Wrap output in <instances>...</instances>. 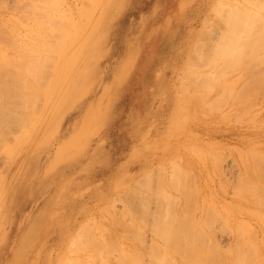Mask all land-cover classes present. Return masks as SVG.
<instances>
[{"label": "rangeland", "instance_id": "rangeland-1", "mask_svg": "<svg viewBox=\"0 0 264 264\" xmlns=\"http://www.w3.org/2000/svg\"><path fill=\"white\" fill-rule=\"evenodd\" d=\"M119 1L0 0V53L6 52L9 54L8 59H12L11 62L8 61L9 65L5 63L9 66L8 69L13 68L15 74L18 72L21 75L24 72L22 66L25 68L21 62L22 58L30 60L39 59V56L48 57L46 49L48 46L51 45L50 48L53 50H58L57 46H60L59 56L56 57L57 52L54 54L58 62L54 64L52 70L49 69L48 76H44L47 83L46 97L40 98L42 102H39L34 110L38 113L33 111L28 117L27 121H31L25 123L28 127L17 122L16 125L21 124V129L14 122L16 127L11 128L19 131L11 132V129L2 131L0 128V138L3 136L0 141L3 148H0V160L5 155L0 163V264H105L112 251L114 254L112 252L113 255L110 256L112 261L109 263H129V259H126L127 254L124 252L126 258L120 254L121 251L118 249L120 246L110 249V241L112 245L118 241L122 243L123 249L129 248L132 252L136 249V254L140 252L138 257L143 253L147 261L145 258L142 260L147 264H155L157 260L153 261L152 257H155L154 259L159 257L161 261L160 256L163 254L167 255L165 258L171 256L177 262L183 260L180 256L182 250L179 249L177 254L173 249L166 248L171 246L172 241L177 242L175 245L182 246L184 252L187 249L189 251L194 249L195 252H188L193 255L199 251V255L210 251L207 249L210 242L207 237L205 238L208 243L205 244L206 250L203 252L205 245L203 248L200 246L206 241L201 243L202 240L198 236L194 238H199L197 240L198 242L200 240V246L197 240H193V235H190L192 239L189 236L188 240L196 242L190 247L191 241L183 238L182 241H185L183 244L176 237L173 238L175 234L178 235L177 232L173 231L171 234V239H174L172 241L155 235L151 227H155L154 224L160 219L175 217L173 214L180 212L181 208L188 211V218L182 220L175 217L172 223L177 220L175 223L178 226L189 219L188 227L192 228L189 217H193L195 221L192 222L198 221L200 227L195 226V230L193 229L195 233L198 231L197 227L211 239V255L214 257L213 253L217 251V246L219 250L221 247L224 249V254L222 248L219 251L223 254H220V258L215 253L218 259L223 256L224 260L225 255L223 263H234V259L241 257L243 261V256L250 260L248 258L250 255H247L250 253L247 250L249 247L244 245L239 249L236 241L238 242L237 238L242 233L240 230H246V225L244 226L246 221H251L253 226L256 224L259 243L255 244L259 245L260 249L257 257L264 262V223L258 218L260 216L258 212L264 211V205H260L253 198L250 200L245 193L244 200L237 194L239 189L247 187L264 190V180L259 177V173L264 172V87L252 91L245 89L250 77L246 75L242 77L241 70L224 68L222 70L218 67L220 64L216 63L217 60H211L213 54L206 57L203 54L202 58L200 55L202 53L197 49L202 44H209L207 41L209 33L204 32L206 34L203 33L201 40L204 42L207 39V44L204 42L199 46L195 43L196 39L201 37L199 34L204 30V20L207 17L212 22L213 19L216 22L220 20L217 24L225 25V29L230 26L225 21L226 16L222 14H227L231 5L221 14L213 10L218 0H126L122 9H115L114 5ZM105 15L108 20L101 24L103 28L111 18L113 20L108 25L104 40L100 44L101 53L96 63L90 67L95 69L94 75L89 77L92 82L89 87L88 83L84 82V87L80 88L81 96L67 108L66 113L59 119L60 123L55 126L53 134H47L45 127L51 123L50 117L58 115V112L52 113L51 106L62 91L79 89L81 82L76 86L75 80H78L80 75L85 76L84 65L76 66L69 61L71 52L74 48L82 47L83 38L92 28H96L94 32L97 31V35L99 34L97 24ZM216 22L213 23L216 25ZM213 23L207 27L208 31L214 26ZM5 26L10 29L9 33L12 31L11 35H15L13 38L21 34L18 37L20 39L25 35L28 41L24 37L21 40H26L24 43L29 45V48L19 46L14 52L13 49L16 47L10 45L4 35L8 34ZM217 29L214 30L213 27L210 32L214 30L217 33L219 32ZM27 30L36 33L34 46L26 36ZM213 33L210 35H215ZM211 41V45L214 41L216 43L215 39L212 43ZM194 46L198 52L194 54L195 56ZM24 48L30 52L34 49L33 54ZM152 52H155L154 57L151 56ZM206 52L212 53L210 49ZM191 57L194 62L201 57L195 65L193 62V71L190 70ZM3 60L7 62L5 57ZM76 68L79 71H76ZM199 80L205 85H208L209 81L212 82V88L197 89L200 85ZM160 85H166L167 90L161 89ZM181 85L182 89L186 88L185 91L181 89ZM236 86L237 89L232 88ZM191 98L194 100L188 102ZM170 118L176 119V128L170 122ZM89 126L94 128L90 129ZM4 130L10 133L4 136ZM83 130L87 132L85 151L76 157L73 147V150L65 151L64 158L57 159L58 150ZM137 130L138 135L135 136L134 132ZM13 132H16L14 137ZM10 138L14 140L7 141ZM5 139L4 143L8 142L7 144L2 142ZM18 144L21 145L16 147ZM7 147L12 149L8 150ZM254 151L258 156L248 155ZM55 161L57 163L52 167ZM93 164L94 167L89 172L87 167ZM160 168L166 172L163 174ZM177 168L181 174H175L178 178L176 180L169 175V171L173 174V170ZM157 169L161 170L165 180L162 174L160 180L158 176L155 177L159 173L152 170ZM152 172L155 174L148 177L149 182L152 179V190L149 188L150 193L145 198L146 201H142V191L134 192L138 189L135 184L144 187L145 181L140 178H144L142 175L145 173ZM90 175L93 177L92 182L80 186ZM157 179L163 181L158 183ZM169 179L175 182L172 187L168 184ZM154 183L155 186L152 187ZM143 187H139L140 190ZM188 189L193 190V199L199 196L195 202L188 196L191 194ZM183 191L189 194L186 195ZM103 195L108 197L102 199ZM188 198L193 200L190 201L191 204L188 203ZM49 201L66 207L63 208V217L56 224L51 221L52 216L48 214ZM174 203L181 204V208L173 212ZM195 204L199 206L196 209ZM190 205L194 212L188 209ZM210 205H213L212 209L216 206L213 210L219 209L221 212L217 215L212 213V210L208 209ZM224 206L225 209H222ZM207 210L208 213H212V216H209L213 220L209 219V216L205 217ZM45 214L48 217H45ZM121 214L126 221H132L135 228L126 221L122 222ZM119 215L120 221L116 219ZM206 219L210 222L212 220V225L209 220L205 223ZM119 222L124 223L125 228ZM127 224L133 230L136 229L135 233ZM207 224L209 227L212 226V229H209ZM87 225L88 232L79 237L80 229L87 228ZM240 225L244 226L243 229L239 227ZM237 226L241 228L238 232ZM106 229L114 231L111 233L119 237L111 235ZM202 229L205 231H201ZM170 231L171 229L166 227L164 232ZM191 233L195 235L193 231ZM111 238L112 240H109ZM118 238L119 240L113 241ZM162 239L167 240V243ZM95 242L97 247H93ZM118 242L115 245L119 244ZM154 243L164 251L161 253L159 251L160 256H153V252L150 257L148 253ZM143 244L150 248L145 250ZM184 246L190 249L188 247L185 249ZM234 247H238V251H235ZM233 250L243 255L239 254L240 256L237 255V258L233 259L235 256ZM135 253L131 254L135 257L137 256ZM207 254L210 255V252ZM131 257L132 260L129 258L132 264L136 257L134 259ZM171 258L168 261H171ZM165 260L163 259L164 262ZM173 260L171 262H174ZM136 262L138 261L135 260ZM221 262L222 260L219 264Z\"/></svg>", "mask_w": 264, "mask_h": 264}, {"label": "bare ground", "instance_id": "bare-ground-1", "mask_svg": "<svg viewBox=\"0 0 264 264\" xmlns=\"http://www.w3.org/2000/svg\"><path fill=\"white\" fill-rule=\"evenodd\" d=\"M124 1H126V0H120L119 2H117L114 6H116V7H114L115 9H122V6H123V4H124ZM231 1L232 0H218L215 4H214V6H213V10L214 11H218V12H220L221 14H222V11L223 10H225V9H227L230 5V7H229V12L227 13V14H222L223 16H226L225 18H226V20L225 21H227V23L230 25V26H228V28L227 29H225L224 27H225V25L224 26H220L219 24H217V22H219L220 20H218L217 22H216V20L214 21V19H213V22H216V25H218V26H216L212 21H211V19L209 18V17H207L205 20H204V26H203V29L204 30H202L201 31V33L199 34V35H201V37H198L197 39H196V44H198L199 46L202 44V43H206V40L207 39H205V41L203 42V41H201L202 40V36H204L203 35V33L204 32H206V33H209V35H208V40L207 41H209V44L208 45H205V44H202V45H205V46H202L201 45V47H199L198 49L196 48L197 46H196V44H195V46H194V48H195V51H194V53H193V55L195 54V53H198V52H200V53H202V54H200L201 55V57L203 58V54L205 55V57H206V55H210V56H212V54H213V57L211 58V60L213 59V61L214 60H217L216 61V63H219L220 64V66H218L219 68H221L222 70H223V68L224 69H233V70H235V69H238V71L239 70H241V75H242V77L243 76H248V77H250V80L248 81V83L246 84V87H245V89L247 88V89H249V90H255L256 88H263L264 87V0H237V2H235V0L233 1V3L231 4ZM228 10V9H227ZM211 12V11H210ZM216 14V13H215ZM208 16H210V14L208 15ZM112 17H114V14H112ZM211 17V16H210ZM215 17H216V15H215ZM212 18H214V17H212ZM216 19V18H215ZM106 20H108V17L105 15L103 18H102V20L97 24V26H98V31H99V34L97 35V31L96 32H94L95 31V29L96 28H92L89 32H87V34L85 35L86 37L85 38H83L84 40H83V42L81 43V45H82V47H81V49H80V47H77V48H74L73 49V51L71 52V56H70V58H69V56H68V58H69V61L70 62H72L74 65H76V64H82V65H84L85 66V69L83 70V71H85V76L83 77V76H79V78H78V80H75L77 83H76V86H78L79 84H80V82H81V85H80V87H79V89H77L76 90V88L74 89V90H69V89H66V90H64V91H62L60 94H59V96H58V94H57V96H58V98L56 99V101L55 102H57L56 103V105L54 106V103H53V105L51 106V111H52V113L53 112H58V115H55L53 118L52 117H50L51 118V120H50V122L51 123H48V125L45 127V129L47 130V134H50V135H52L53 133L52 132H54L56 129H54L55 128V126H57L59 123H60V118L62 117V115L63 114H65L66 113V110H67V108L68 107H70L73 103H74V101L77 99V97L78 96H81V93H80V88L81 87H84V82H86V84H87V87H89L90 86V83L92 82V80H90L89 79V77H90V75H94V71H95V69L94 68H91L90 69V67L94 64V63H96V61H97V58H98V56H99V54L101 53V48H100V44H101V42L104 40L103 38L105 37V34H106V31H107V27H108V25L111 23V21L113 20L112 18L108 21V23L105 25V27L103 28V25H101L103 22H106ZM222 21V20H221ZM224 21V20H223ZM222 21V22H223ZM223 22V23H225L226 24V22ZM212 23H213V27H214V30L215 29H217L219 32H214V30H212L214 33H215V35H213V36H211L212 35V33L210 32L211 30L210 29H212V28H209V31L207 30V27L208 26H212ZM223 23H222V25H223ZM211 24V25H210ZM101 25V26H100ZM3 26V25H2ZM0 27H1V24H0ZM4 28V27H3ZM5 28H7V33L8 34H4V35H6V37H7V42L8 43H10V45H13L14 47H16V48H14L13 46H11V48L14 50V52H15V50H17V47H28L29 48V45H27V44H25L24 42H26V38H25V35H23V37L26 39H24L25 41H22L21 40V38H23V37H21L20 39H18V37L21 35V34H19V36L17 37V38H13L12 36L14 35H11L12 34V31H11V33H9L10 31V29L8 28V27H6L5 26ZM102 29H103V31H102ZM206 29V30H205ZM4 30V29H3ZM2 30V31H3ZM1 31V30H0ZM13 31H15V29L13 30ZM4 32V31H3ZM94 32V33H93ZM102 32V33H101ZM6 33V32H5ZM23 33V32H22ZM26 33V36L27 37H29L30 38V40H31V43H32V45L33 44H35V40H36V33L34 32V31H28L27 30V32H25ZM206 33H204V34H206ZM213 33V34H214ZM1 34H3V33H1ZM211 34V35H210ZM15 36V35H14ZM16 36H17V34H16ZM211 36V37H210ZM5 38V37H4ZM101 38V39H100ZM213 41L214 39L216 40V43H215V41H214V44L212 43V41L210 40V39ZM6 39V38H5ZM199 40V41H198ZM28 41V40H27ZM71 41H73V39L71 40ZM198 41V42H197ZM210 41H211V43H212V45L210 44ZM6 42V43H7ZM30 42V41H29ZM46 42V41H45ZM201 42V43H200ZM5 43V44H6ZM7 43V44H8ZM28 43V42H27ZM31 43H30V45H31ZM47 43V42H46ZM200 43V44H199ZM52 44V43H51ZM207 44V43H206ZM9 45V44H8ZM32 45H31V48H33L32 47ZM34 46V45H33ZM51 46V45H50ZM50 46H48V48H46L47 50H48V57H42V56H39V59H30V60H28V59H23L22 58V64H24L25 65V68L22 66V69H24V72H25V74H24V72L23 71H21V72H23V74H21L20 75V73H16L15 74V70L12 68L13 67V65H12V69L11 70H13V71H11L10 70V68L8 69V65H9V63H8V61L9 62H11V60L12 59H8V57L7 56H9V54L8 53H6V52H4V51H2V53L4 52V53H6L5 55H4V53L3 54H1L0 53V128H1V130L3 131V129H6V131H7V129H11V132L12 131H17V130H14L13 128H11V126H15L16 124H17V122L18 123H24V124H22V126H24V125H26L27 126V124L29 123V122H31V121H27V119H28V117H30V115L31 114H33V111L37 108V106H38V104H39V102L41 103L42 101H40V98H42V99H44V96L46 97V86H47V83H46V79H45V77H47L48 76V74H49V69H51L52 70V68H53V66H54V64L55 63H57L56 62V57H57V55L58 54H60V52H59V47L60 46H57V48H58V50L56 49V50H53L52 48H50ZM52 47V46H51ZM202 47H204V48H202ZM6 48V47H5ZM26 48H24V49H26ZM45 48V47H44ZM43 48V49H44ZM55 48H56V46H55ZM201 48V49H200ZM196 49L197 50H199L198 52L196 51ZM204 49V50H203ZM207 49H210V51L212 52V53H207L206 52V50ZM27 50V52L29 51V53L31 54L32 53V51L34 50V49H32L31 50V52H30V50H28V49H26ZM25 50V51H26ZM51 50V51H50ZM83 50V51H82ZM201 50H203V52H201ZM7 51V50H6ZM54 51V53H52L51 54V52H53ZM260 51H263L262 53L260 52ZM8 52V51H7ZM46 52V51H45ZM44 52V53H45ZM55 52H57V54H55ZM17 53H18V51H17ZM47 53V52H46ZM50 53V54H49ZM153 54H151V56L152 57H154V53L155 52H152ZM12 54V53H11ZM33 54V53H32ZM56 55V57H55V55ZM17 55V54H16ZM19 55V54H18ZM47 55V54H46ZM53 55H54V57H53ZM198 56H200L199 54H197ZM20 56V55H19ZM32 56V55H31ZM59 56V55H58ZM192 56V55H191ZM195 56V55H194ZM4 57L6 58V60H7V62L5 61V62H3L4 60ZM16 57V56H15ZM33 57V56H32ZM201 57H199V59L201 58ZM208 57V56H207ZM20 58V57H19ZM67 58V59H68ZM192 58L193 57H191V62H192V65H191V67H190V70L192 69V71H193V68H192V66L194 67V65L198 62V60H195V62H194V60L192 61ZM247 58H249V59H247ZM41 59V60H40ZM205 60H206V58H204ZM203 59V60H204ZM14 60H16V59H14ZM204 60V61H205ZM209 60V59H208ZM18 61V60H17ZM17 61H16V63H17ZM19 63H20V61H18ZM69 62V63H70ZM193 62H194V65H193ZM207 62V61H206ZM5 63H7L8 65V67L6 66V64ZM11 64V63H10ZM77 66V65H76ZM197 67V66H196ZM231 67V68H230ZM16 69H17V67H16ZM19 70H20V68H18ZM83 69V68H82ZM130 68H128V70H129ZM194 69H196V68H194ZM221 69H220V71H221ZM10 70V71H9ZM18 70V71H19ZM51 70H50V72H51ZM76 71H79L78 70V68H76L75 69ZM196 73H198V71L196 72ZM219 73V72H218ZM195 74V72L193 73V76H195L194 75ZM45 76V77H44ZM94 77V76H93ZM245 78V77H244ZM82 80H83V82H82ZM202 80H199V86L197 87V89H210V88H212V82H210V84H209V82H208V85H210V87L206 84H204L203 82H201ZM39 86H41V88L39 87ZM161 87V89H163V90H167V88H166V85H160ZM182 86V85H181ZM185 87V86H184ZM38 88V89H37ZM85 88H86V86H85ZM183 88V86L181 87V89ZM233 89H237V86L236 87H232ZM184 89H186V88H184ZM184 89H182V90H184ZM36 90V91H35ZM185 91V90H184ZM194 99L193 98H191L190 100L188 99V102H190V101H193ZM51 102H53V101H51ZM51 105V104H50ZM21 111H23V113H21ZM32 112V113H31ZM34 112H36V113H38L37 111H34ZM34 119V118H33ZM15 122V123H14ZM170 122H172L174 125V128H176L177 127V123H176V119L175 118H170ZM15 125H14V124ZM25 123H27V124H25ZM91 124H93V123H89V125H91ZM30 125V124H29ZM16 126H20L21 127V129H22V126H21V124H19V125H16ZM15 126V127H16ZM25 126V127H26ZM96 126V125H95ZM14 127V128H15ZM28 127V126H27ZM89 128L90 129H93L94 127L93 126H89ZM16 129V128H15ZM5 130H4V132L6 133H4V136L5 135H7V133L9 132L10 133V131H8V132H6ZM19 131V130H18ZM14 133V132H13ZM12 133V134H13ZM16 133V132H15ZM15 133L13 134V136L12 137H14V135H15ZM87 132H86V130H83L81 133H79V134H77L76 136H74L72 139H71V141L68 143V144H65V145H63L62 147H61V149L60 150H58V156H57V159H58V157L59 158H64V153H65V151H68V150H73L72 148L73 147H75V150H74V152H75V154H76V157H79L84 151H85V144H86V142H87V137H86V134ZM134 135L135 136H137L138 135V130L136 131V132H134ZM1 136V135H0ZM3 137V136H2ZM1 137V138H2ZM9 137V135L7 136V138ZM1 138H0V141H1ZM6 138V137H5ZM6 138V139H7ZM6 139L4 140V141H2L3 142V144H7V143H4V142H6ZM3 140V139H2ZM10 140V142H12L11 140H14L13 138L11 139H8L7 141H9ZM29 142V141H28ZM42 144H44L43 142H41ZM1 145V144H0ZM21 145V144H20ZM19 144L16 146V147H19L20 146ZM45 145V144H44ZM4 147V146H3ZM0 148H2V145H1V147ZM8 148V150H11L12 148H10V147H7ZM3 149V148H2ZM16 150V148L14 149V151ZM254 150L256 151V148H254ZM14 151H13V153H14ZM249 152L248 153V155L249 156H253V157H255V156H258L257 155V152ZM11 152V151H10ZM1 156H2V154H1ZM5 155H3L2 157H4ZM246 156H247V153H246ZM2 157H1V160H2ZM5 158V157H4ZM0 160V163H2V161ZM4 160V159H3ZM56 163H57V161H55L54 162V164L52 165V167H54L55 165H56ZM94 167V164L92 165V166H88L87 167V170L89 171V172H91L92 171V168ZM161 169V168H160ZM160 169H157V170H152V171H158V172H156V173H159V175H157L156 174V176L155 177H157L158 179H159V177L162 179V177H163V179H164V173L166 172V170L164 169V171L161 173V170ZM169 169V168H168ZM167 169V170H168ZM159 170H160V172H159ZM175 171V172H174ZM168 172V171H167ZM178 172V173H177ZM169 175H171L174 179L176 178V180L178 179L177 178V175H175V174H179L180 173V171L178 170V168L177 169H174L173 170V174H171V172L169 171ZM92 174V173H91ZM151 174H155L154 172H152V173H145L144 175H142L144 178H140V179H144V181H145V185H144V187L142 186V185H139V184H135L136 186L135 187H137L138 189H137V191H134V192H141L142 191V201H146V197L148 196V194L150 193V189H151V181H152V179H151V181L149 182V180H148V177L150 178L151 177ZM160 174H162L161 176H160ZM181 174V173H180ZM174 175V176H173ZM154 176V175H153ZM170 176V177H171ZM176 176V177H175ZM170 177H167V178H170ZM179 177V176H178ZM259 177H261L263 180H264V172H262V173H259ZM92 176L90 175V176H88L87 178H86V180L85 181H83V183L82 184H80V186H82V185H87V184H89V183H91L92 182ZM172 178V179H173ZM139 179V180H140ZM157 179V180H158ZM142 180H140L141 182H142ZM157 180H155V182L157 181ZM160 180V179H159ZM157 181L158 183H160L161 181H163V180H161V181ZM165 180V179H164ZM170 180V179H169ZM176 180H174V181H176ZM139 182V181H138ZM172 182V183H171ZM174 183L175 182H173V180H170V183L168 182V184H170V186L172 187L173 185H174ZM141 184H143V183H141ZM123 185V184H122ZM138 185H139V187L140 188H142L143 187V189L142 190H140V188L138 187ZM161 185V184H160ZM142 186V187H141ZM155 186V183L154 184H152V187H154ZM178 187V186H177ZM223 187V186H222ZM150 188V189H149ZM135 189V188H134ZM160 189V188H159ZM152 190V189H151ZM189 190V189H188ZM184 192V191H183ZM189 192L191 193L190 195H188V196H191L192 198L191 199H193V190H189ZM194 192H196V191H194ZM185 194L187 193V192H184ZM197 193V192H196ZM246 194V196L251 200L252 198L254 199V200H256L260 205H264V190H262V189H260V188H245V189H239L238 190V192H237V194H238V196L240 197V199H242V200H244L243 199V194ZM108 194V193H107ZM106 194V195H107ZM187 194H189V193H187ZM186 194V195H187ZM195 194V193H194ZM198 194V193H197ZM197 194H195V195H197ZM106 195H103V196H101L102 197V199H105V198H107L108 196H106ZM134 195H136V193L134 194ZM185 195V196H186ZM99 196V195H98ZM198 196V195H197ZM199 197V196H198ZM197 197V198H198ZM196 198V199H197ZM247 198V199H248ZM190 198H188V200H189V202L188 203H190L191 204V202L190 201H193L194 200V202H195V200L196 199H193V200H191ZM1 200V199H0ZM56 200H57V197H56ZM55 201V200H54ZM54 201H49V204H48V207H47V209L49 210V212H48V214H50L51 216H52V220L51 221H53V223L54 224H56L62 217H63V215H64V209L63 208H66V207H62V205L60 206V205H58L56 202H54ZM218 201V200H217ZM60 204V203H59ZM61 204H62V201H61ZM196 204H198V203H196ZM195 204V208L194 209H196V208H198L197 207V205ZM189 205V204H188ZM192 205H194V204H192ZM211 206H213V205H210V207L208 208L210 211L212 210V213L214 212V213H216V215L218 214V212H221L219 209H217L216 211L215 210H213L212 209V207ZM173 212L175 211V210H177V208H181V204H176V203H174L173 204ZM183 207V206H182ZM190 207H192L191 205L189 206V210L191 209V211H195V210H192V208H190ZM242 207V206H241ZM185 208V207H184ZM186 209V208H185ZM222 209H225V206L224 207H222ZM242 209H244V208H242ZM183 209L181 208V211H182ZM219 210V211H218ZM233 210H235L234 208L232 209V211ZM254 210V209H253ZM256 210V209H255ZM180 211V212H181ZM184 211V212H183ZM181 213L179 212V211H177V212H175L174 214H173V216H175V217H180V219H184V220H186L187 218H188V211H185V210H183ZM190 211V212H191ZM209 211V212H210ZM249 211V210H248ZM247 211V212H248ZM257 211V210H256ZM189 212V213H190ZM227 212H229V210L227 211ZM234 212V211H233ZM250 212V211H249ZM212 213L210 214V213H208V210H207V213L205 214V217L206 216H209V215H211L212 216ZM257 213V212H256ZM259 214H260V216L258 217V218H261L262 220H260L261 222H263L264 223V211L262 212V211H260V212H258ZM257 213V214H258ZM191 214H192V212H191ZM208 214V215H207ZM221 215H222V213H220ZM252 214V213H251ZM253 214H254V212H253ZM122 215V214H121ZM121 215H119L118 217L119 218H116V219H118V221H120L119 219H120V216ZM193 215V214H192ZM194 215H195V217H196V214L194 213ZM215 215V214H214ZM45 217H48V215H46L45 214ZM175 217H172L171 219H165V220H158V222H156L154 225H155V227L154 226H152L151 228L154 230V232H155V235H157L158 234V236L160 235L161 237H163V238H165V239H170L169 241H172V240H174V239H171V234L173 233V231L174 232H177V234L178 235H176L175 233V236H174V234H173V238H175L176 237V239L178 240V241H182L183 240V238L185 239V240H188L189 238V236L190 235H193L192 237H193V240L195 239V240H197V239H199L200 238V240H202L201 241V243L205 240L206 241V243H204L203 242V244H201V246H200V240H199V242H198V240L196 241V242H198V244H199V246L200 247H202L203 248V246L205 245V244H207L208 242V240H206V238L205 237H207V239H209L210 240V242H209V244H207V245H209L208 247H207V249L209 248V250L210 251H208V252H210V255L212 254L211 253V249H210V246L212 245V242H211V239H210V237H208V235H206L205 233H203V232H200L199 230L200 229H198L197 227H199V223H198V221H197V223L196 222H192V221H195L194 219H193V217H189L190 218V221H189V224H190V226H191V224H192V228L191 227H188V220L187 221H184L183 223H180L181 224V226H180V224H178V226H176L177 224V218L176 219H174V220H176V221H174L173 223L175 224H173L172 223V219L173 218H175ZM198 217V216H197ZM254 217V216H253ZM113 218V217H112ZM123 218V219H122ZM214 218V217H213ZM216 218V217H215ZM256 218V217H255ZM121 219L123 220H121L122 222H124V221H126V219H125V217H123V215L121 216ZM125 219V220H124ZM192 219V220H191ZM209 219H212V217H210L209 216ZM208 219V220H209ZM75 220V219H74ZM179 220V219H178ZM197 220H199V217H198V219ZM208 220L206 219L205 221V223H208ZM213 220V219H212ZM212 220H211V222H212ZM115 221V220H114ZM239 221V220H238ZM245 221V220H244ZM111 222H113V220L111 221ZM117 222V221H116ZM127 223H129V225L132 227V221L131 222H128V221H126ZM163 222V223H162ZM165 222V223H164ZM176 222V223H175ZM179 222H182L181 220H179ZM191 222V223H190ZM200 222V221H199ZM209 222H210V220H209ZM210 222V223H211ZM237 222V221H236ZM251 222V221H250ZM250 222H248V221H246L245 222V224H244V226L246 225V227H245V229L246 230H240L241 228H242V226L240 225L239 227H241V228H239L238 226H237V228H238V230H237V232L240 230V233L241 234H239V236H238V238H237V240H238V242L236 241V246H238L239 247V249L240 248H242L244 245H247L248 247V251H250V253L248 254L247 253V255H250V257L248 256V258H250V260L248 259L247 260V257L245 256H243V261H242V257H241V259L240 258H238V259H234L235 257L237 258V255L238 256H240L241 255V253H237V252H234V250L235 251H238V247H234V250L232 251V253H235L234 255V257H233V259H234V263L233 262H224L223 263V261L225 260V255H224V260L222 259V257H221V259H218V258H220V254H222V253H220L219 251H221V248H220V250H219V246H217L218 248H217V251H218V253H217V251L216 250H214V251H216L215 253L219 256H215V253H213L214 254V257H213V255H208L207 253V251H206V253H202V255L200 254L199 255V253H200V251L198 252V254L197 253H194V255L192 254L193 252H195V251H189L188 249V251L187 250H185L186 248H185V246H184V250H185V252L183 251V249L181 248L182 246H180V245H175L176 243H175V241H172V243H171V246L169 245L170 244V242H169V244H167V245H169V246H166V248H168L169 247V249L171 248V249H173V251H174V253L176 252L177 254H178V252L179 251H181L182 250V252H181V255L180 256H182V259L183 260H178V262L177 261H174L172 258H171V256H168L169 258H171L174 262H171V261H168L169 260V258L167 257V258H165L166 256H165V254H163V256L161 257L160 255H159V251H160V253H161V251L163 250H161V247L160 246H156V244L154 243L153 245L155 246H153L152 247V249H151V251H150V253H148V255L151 257L152 256V253H153V256L154 255H159L160 256V258H162V260L161 261H163V259L165 260H167L168 261V264H174L175 262H177L178 264H219V262L222 260V262H221V264L223 263V264H264V262H261L260 260H258V257H257V255H259L258 253L260 252L259 250V245H256L257 243L256 242H258L259 243V238L257 237V232H258V230L256 229L257 227L255 226L256 224H254V226L250 223ZM52 223V224H53ZM120 223V225L121 226H123V224H121V222H119ZM131 223V224H130ZM134 223V222H133ZM195 223H196V225H195ZM108 224V223H107ZM113 225H114V223H112ZM194 224V225H193ZM262 224V223H261ZM77 225V224H76ZM112 225V226H113ZM162 225H164V226H162ZM198 225V226H197ZM208 225V224H207ZM206 225V226H207ZM211 225H212V223H211ZM237 225V224H236ZM236 225H233V226H236ZM263 225V224H262ZM120 226V227H121ZM130 226H128V224H127V227H130ZM134 226V225H133ZM175 226V228H173ZM195 226H197L196 227V230H198V231H196V233H195ZM228 226H229V224H228ZM243 226V227H244ZM110 227H111V225H110ZM117 227V226H116ZM119 227V226H118ZM124 228H125V225L123 226ZM130 227V228H131ZM166 227H168L169 229H171V233L170 232H167V233H169V234H167L166 232H164L165 230H166ZM208 227H209V225H208ZM207 227V228H208ZM230 227V226H229ZM84 228V227H83ZM80 229V232H79V237H80V235L81 234H83V233H86V232H88V228H89V226L87 225V228L85 227V229ZM115 228V227H114ZM114 228H110L111 230H118V228H116V229H114ZM129 228V229H130ZM132 228H135V226L134 227H132ZM131 228V229H132ZM200 228V227H199ZM212 229V226L211 227H209V229ZM260 228V227H259ZM264 228V227H263ZM127 229V228H126ZM125 229V230H126ZM128 229V230H129ZM139 229V228H138ZM194 229V230H193ZM243 229V228H242ZM107 231H109L110 233L111 232H114V231H111V230H109V229H106ZM116 230V231H117ZM127 230V231H128ZM133 230V229H132ZM130 232H131V230H129ZM134 232L133 233H135V231H136V229L135 230H133ZM194 232L195 233V235L193 234V233H191V232ZM201 231H205V230H201ZM199 232V233H198ZM260 232V231H259ZM117 233H119V232H117ZM188 233V234H187ZM191 233V234H190ZM198 233V234H197ZM106 234V233H105ZM187 234V235H186ZM256 234V235H255ZM111 235H115V234H112L111 233ZM204 235H206V236H204ZM115 236H117V235H115ZM184 236V237H183ZM186 236V237H185ZM194 236H198L199 238H194ZM256 236V237H255ZM117 237H119V236H117ZM191 237V236H190ZM192 237H191V239H192ZM115 237H113V239H114ZM123 239H124V237H122ZM121 238V239H122ZM165 239H162V240H165ZM191 239L190 240H188V241H191ZM264 239V238H263ZM109 240H112V238L111 239H109ZM108 240V241H109ZM116 240H119V238L118 239H115V240H113V241H116ZM129 240H131V239H129ZM142 240V239H141ZM176 240V241H177ZM140 240H138V244L140 243L139 242ZM166 242L165 243H167V240H165ZM263 241V240H262ZM98 242V241H97ZM116 242H118V241H116ZM116 242L114 243L113 242V244L115 245L116 244ZM183 242V241H182ZM182 242H179V243H181L182 244ZM191 242H192V244H191ZM190 242V245H189V242H187V244L191 247L192 245H195L196 244V242L195 243H193V241H191ZM109 243V242H108ZM111 243V244H110ZM110 243H109V246L111 247L110 249H112V247L114 248V247H118V246H120L121 247V245H122V243L120 244V242H118L119 244H117V245H112V242L110 241ZM124 243V242H123ZM134 243V242H133ZM185 243V241L183 242V244ZM211 243V244H210ZM214 243V242H213ZM218 243V242H217ZM256 243V244H255ZM262 243V242H261ZM137 244V245H138ZM144 244H146V243H144ZM143 244V245H144ZM107 245L108 244H106V247H107ZM131 245V244H130ZM129 245V246H130ZM136 245V244H135ZM147 245V244H146ZM166 245V244H165ZM165 245H163V246H165ZM97 247V245H96V242H95V244L93 243V247ZM108 246V247H109ZM132 246V245H131ZM234 246H235V244H234ZM107 247V248H108ZM120 247H118V249L121 251H119L118 249V251L120 252V254L123 256V257H125L124 255H126L127 254V258L126 259H129L128 260V262L129 263H127V264H131V261H130V258H131V260H132V257L131 256H133V259L136 257V261H138V262H136L137 264H147V262H144V260L146 259V257H144L143 256V253H141L142 255H140L139 257H138V252H137V254L135 253V251H136V249H135V251L134 252H132L129 248V250L131 251V253L133 254V253H135V255H137V256H135L134 257V255H132L129 251H128V249L126 250L125 248L123 249L122 247H121V249H120ZM125 247V246H124ZM144 247V249L145 248H147V246L145 247V245L143 246ZM157 247H158V250H157ZM190 247H188L189 249H190ZM196 247V246H195ZM198 247V246H197ZM131 248V247H130ZM134 248H135V246H134ZM133 248V249H134ZM148 248H150V246H148ZM147 248V249H148ZM202 248H200V250L202 249ZM212 248V247H211ZM231 248V247H230ZM245 248V247H244ZM132 249V248H131ZM132 249V250H133ZM139 249V248H138ZM140 249H142L141 247H140ZM147 249H145V250H147ZM180 249V250H179ZM192 249V248H191ZM213 249V248H212ZM216 249V248H215ZM228 249V248H227ZM179 250V251H178ZM204 250V251H203ZM203 252H205V250H206V245L204 246V248H203ZM223 248H222V252H223ZM242 250V249H241ZM245 250V249H244ZM243 250V251H244ZM246 250V251H247ZM164 251V250H163ZM225 251H227V250H225ZM228 251H230L229 249H228ZM227 251V252H228ZM113 252V254H114V251H112ZM112 252L110 253V255H108V259L105 261V264L107 263V264H111V263H109V261H112L111 260V254H112ZM123 252V253H122ZM124 252L126 253V254H124ZM127 252H129V253H127ZM142 252V251H141ZM145 252V251H144ZM186 252L188 253V252H192L191 254L190 253H188V254H186ZM213 252V251H212ZM231 252V251H230ZM241 252V251H240ZM140 253V252H139ZM243 253V252H242ZM112 254V255H113ZM170 254V253H169ZM176 254V255H177ZM197 254V255H196ZM223 254H224V252H223ZM222 254V255H223ZM226 254V253H225ZM244 254H245V252H244ZM130 255V256H129ZM174 255V254H173ZM206 255H208V256H206ZM243 255V254H242ZM241 255V256H242ZM246 255V254H245ZM165 256V257H164ZM233 256V255H232ZM130 257V258H129ZM149 257V258H150ZM209 257V258H208ZM211 257H213V258H211ZM216 257V258H215ZM231 257V256H230ZM138 258V259H137ZM145 258V259H144ZM153 259V261L155 260H157L156 262H154L155 264H162L161 263V261L158 259V258H156V259H154L155 257H152ZM232 258V257H231ZM245 258V259H244ZM139 259H140V261H139ZM142 259H144V260H142ZM211 259H213L212 261H211ZM219 261H218V260ZM226 259H227V256H226ZM135 260H134V262H132V264L133 263H135ZM165 260V262L163 261V264L165 263H167V261ZM146 261H147V259H146ZM150 261V260H149ZM152 261V262H153ZM226 261H228V259L226 260ZM151 262V261H150ZM117 263V262H116ZM135 263V264H136ZM176 263V264H177ZM113 264V263H112ZM117 264H119V263H117Z\"/></svg>", "mask_w": 264, "mask_h": 264}]
</instances>
